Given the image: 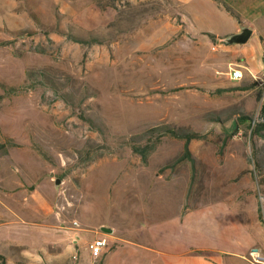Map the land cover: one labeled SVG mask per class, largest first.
Returning a JSON list of instances; mask_svg holds the SVG:
<instances>
[{
    "label": "rangeland",
    "instance_id": "374dc122",
    "mask_svg": "<svg viewBox=\"0 0 264 264\" xmlns=\"http://www.w3.org/2000/svg\"><path fill=\"white\" fill-rule=\"evenodd\" d=\"M215 16L205 0H0V264L87 261L102 227L144 242L152 220L252 193L264 223V84L217 67ZM87 33L101 43L73 39ZM232 45L264 72L259 39ZM53 241L74 250L58 261Z\"/></svg>",
    "mask_w": 264,
    "mask_h": 264
},
{
    "label": "crops",
    "instance_id": "0c3cea01",
    "mask_svg": "<svg viewBox=\"0 0 264 264\" xmlns=\"http://www.w3.org/2000/svg\"><path fill=\"white\" fill-rule=\"evenodd\" d=\"M216 12L211 19L215 24L213 35L222 53L223 59H217L218 66L239 65L243 71L254 78L259 85L264 84V72L254 74L245 62L234 60L232 56L237 50L235 45L224 42L229 36L237 34L241 29L250 30L248 38L254 43L264 44V0H205ZM179 7V6H178ZM247 40V41H248ZM200 45H204L200 43ZM262 71L264 66L261 65ZM214 73L224 71L214 68ZM221 76V75H219ZM219 76L212 78L198 76V85L218 82ZM238 197V196H237ZM221 198L197 204L178 215L164 216L152 220L146 227L144 242L110 238L100 231L97 238L106 239L98 257L89 255V260L79 262L77 248L74 264H251L246 258L252 247L264 252V223L256 203V194L252 193L245 199ZM49 215L51 221L56 219ZM103 226V224H99ZM111 233V232H110ZM78 240V235H74ZM77 241L73 243L76 244ZM59 257L64 251L72 252L74 246L67 245L64 249L59 242L53 241ZM106 250V251H104ZM90 254V253H89ZM75 256V255H73ZM72 256V257H73ZM78 261V262H77Z\"/></svg>",
    "mask_w": 264,
    "mask_h": 264
},
{
    "label": "trees",
    "instance_id": "16d2710c",
    "mask_svg": "<svg viewBox=\"0 0 264 264\" xmlns=\"http://www.w3.org/2000/svg\"><path fill=\"white\" fill-rule=\"evenodd\" d=\"M165 1L170 3L171 0H165ZM73 39L76 42H80V43H82L84 41H87V43H90V44H92V43L100 44L101 43V40L96 35H94L92 33H87V36L85 37V39H80V38H76V37H73ZM260 94L262 95L261 90L259 91V96H260ZM251 129H252L251 130L252 134H254L256 136H260V137L264 136V99H262L260 111H259L257 117L255 118ZM155 131H159L162 134H173V132L170 129H168L167 127H158L155 129ZM188 137H189V135H184V138H186V144L184 146L183 158L185 157L186 159H189L192 161L190 154H189V151H188V147H187V142L189 141ZM145 150H146V148H144V147H143V149H139L137 147L132 149V151H134V152H140L143 158L145 157V153H146Z\"/></svg>",
    "mask_w": 264,
    "mask_h": 264
},
{
    "label": "built area",
    "instance_id": "2783aa9c",
    "mask_svg": "<svg viewBox=\"0 0 264 264\" xmlns=\"http://www.w3.org/2000/svg\"><path fill=\"white\" fill-rule=\"evenodd\" d=\"M228 79L231 82H238L243 79V72L239 66L232 68L229 67ZM73 227H77L78 223L76 221L72 222ZM106 246V239L97 238L87 243V250L89 251L91 257L96 258L100 254L102 248ZM247 260L251 264H264V252H262L257 247H252L249 249L246 255Z\"/></svg>",
    "mask_w": 264,
    "mask_h": 264
},
{
    "label": "water",
    "instance_id": "95a60500",
    "mask_svg": "<svg viewBox=\"0 0 264 264\" xmlns=\"http://www.w3.org/2000/svg\"><path fill=\"white\" fill-rule=\"evenodd\" d=\"M249 36H250V30L243 28L237 34L229 36L227 39H225L224 42L229 45L244 44L248 40ZM55 183L58 184L59 180H56ZM101 231L105 233L111 232V230H108L104 227L101 228Z\"/></svg>",
    "mask_w": 264,
    "mask_h": 264
}]
</instances>
